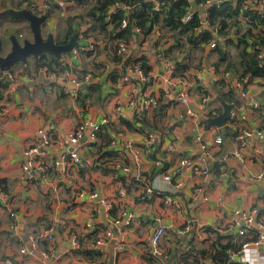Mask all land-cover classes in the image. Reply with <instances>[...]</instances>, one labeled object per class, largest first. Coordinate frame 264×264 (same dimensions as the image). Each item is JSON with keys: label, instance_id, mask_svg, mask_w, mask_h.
I'll return each mask as SVG.
<instances>
[{"label": "crops", "instance_id": "obj_1", "mask_svg": "<svg viewBox=\"0 0 264 264\" xmlns=\"http://www.w3.org/2000/svg\"><path fill=\"white\" fill-rule=\"evenodd\" d=\"M238 1L249 6L247 0ZM54 2L61 8L62 18L71 6L63 7L60 0ZM25 4L29 3L0 0V12L21 9ZM30 5L46 13V0H32ZM241 20L251 23L247 18ZM55 25L53 16L47 18L42 25L44 36L52 33L55 38ZM26 29L22 21H0V39L5 41L7 50L10 31L20 42L32 40ZM230 31L231 38H236L235 31ZM252 32L261 34L264 27L253 28ZM149 39L140 44L111 43L114 49L127 52L123 60L130 53L132 60H146L150 70L143 82L132 65L113 85L109 72L118 66L103 50L92 54L82 49L76 56H62L61 64L69 70L63 73L76 77V72L87 70L97 76L94 82H102L106 99L100 106L81 108L77 95L62 93L59 84L28 87L29 81L38 80L45 73L44 69H35V59L9 73L11 85L0 86V190L6 196L5 202L0 201V264H7V260L16 264H156L150 238L158 225L165 227L159 248L166 255L167 264H216L213 258H220L219 246L255 237L253 230L245 236H239L238 231L243 226L242 211L254 209L255 220L264 222V177L256 179L264 172L258 155V151L264 150V78L249 81L246 77L239 81L230 72L216 74L213 65L217 58L207 46L190 56L185 49L187 52L184 50L179 59L185 58L187 65L181 76L190 84L192 100L188 108L194 116L188 115L186 107L175 102V92L170 87L171 80L178 76L165 70L173 63L159 60ZM78 41L79 47L94 42L93 38ZM95 65H104V69L98 73ZM225 73L229 80L224 78ZM4 75L0 74V79ZM44 80L51 79L45 75ZM202 97H207L205 105H201ZM217 98L239 105L225 126L208 127L204 120L210 112H221ZM147 100H153L154 107L146 105ZM119 105L122 112L117 116L115 108ZM135 118L145 119L150 130L129 129L128 126H136ZM91 125H102L93 142L87 140ZM78 126L84 127L79 149L82 166L68 163L63 171L54 168L52 162L71 150L58 145L57 140ZM244 132L251 136L238 141L237 137ZM118 136L123 137L119 142L130 141L132 147L125 151L120 150L118 143L109 147L108 141L111 143ZM218 136L221 143L215 145L213 141ZM43 137L50 138L52 144L39 148L37 155H28L29 149L37 147ZM201 145L206 146L205 163L210 172L195 176L191 168H186L181 176L172 175V182L181 185L175 194L158 174L151 184L156 181L160 193L148 199L144 188L150 184L148 177L152 171L166 165L162 173H171L183 158L199 163L204 155ZM237 149L239 157L233 154ZM37 160H44L48 166L46 175L37 172ZM118 160L130 167V173L111 168ZM156 162L160 166L155 167ZM102 201L111 203L109 212L101 209ZM190 224V230L183 232ZM50 228L54 230V243L43 242L33 248L29 236ZM71 234L78 236V250L69 248ZM98 238L105 240V244L96 254L93 247ZM22 246L27 249L24 255L19 253ZM231 252L235 253L234 261L226 264H264V243Z\"/></svg>", "mask_w": 264, "mask_h": 264}, {"label": "trees", "instance_id": "obj_2", "mask_svg": "<svg viewBox=\"0 0 264 264\" xmlns=\"http://www.w3.org/2000/svg\"><path fill=\"white\" fill-rule=\"evenodd\" d=\"M60 1L66 5L69 4L71 6L69 10L76 13L67 16L64 28L58 31L54 38L55 43L64 44L75 33L78 35V39L80 38L81 40L93 38V43L97 44V50L92 52V54H99L103 50L107 53L108 59L118 66L109 72L108 79L113 85L126 74L127 66L138 67L143 71L145 78L150 67L143 57L132 60V53L128 55L126 60H123L122 57L127 52L118 53V49H114L111 43L123 42L130 45L135 41L136 44H140L147 40L154 28L163 30L169 36V39L172 40V44L167 48L164 43L160 41L154 43L151 38L149 39L159 60L164 59L166 62L173 63V74L178 76V78L182 77L181 74L187 69L185 58L180 60L179 55L185 53V49H188L190 56V53L195 50H201L202 46H207L212 41L216 42L215 47L210 50V54L215 55L217 58L213 65L216 74H220V71L221 73L230 72L239 81L246 77L249 78V81L254 78H264V59L258 58L259 54L264 53V32L261 34H253L252 32L253 28L264 27V12L245 10L241 1L219 0L220 4L212 3L207 5L204 13H193L191 20L186 23H182L181 18L190 9L188 0H158L162 3L160 13L152 12L153 2L150 0ZM195 1L197 4L205 3V0ZM27 2L30 4L32 0ZM116 5H119L117 11L110 13V9ZM46 6L45 14L47 18H51L56 10L60 11L61 9L54 0H46ZM123 6L131 8L126 11L122 9ZM241 18H247L251 23L244 24ZM123 19H127L125 28H121ZM203 21L208 24L206 28L203 27ZM11 22L18 23L21 21L11 20ZM83 27L85 28L84 31H82ZM216 27H218V33L214 34L213 31ZM135 28L139 32H135ZM198 28L202 29L201 33L197 32ZM231 29L235 31L236 38L234 39L230 36ZM117 47L118 45H116ZM34 61L35 69L38 71L46 69L57 76L69 71L66 65L61 64L60 60L46 54H41ZM22 66L26 67L27 65ZM103 66L95 65V70L99 73L104 69ZM220 66L224 68L220 69ZM12 72L15 71L12 70ZM86 74H91L92 78H97L93 72H88L87 70L76 72V79L82 84H86L84 90H77L76 102L81 108L100 106L106 99L102 95L103 84L101 81L94 82L93 80L87 83L84 82L83 78ZM51 86L56 85L52 84ZM58 88L61 89L62 93L66 90L62 86ZM135 121L136 126H128L129 129L136 132L150 130L151 126L145 119L141 118L138 120L135 118ZM99 133L100 131L97 135ZM108 142L110 143V141ZM166 167V165H163L162 168H156L152 171L151 176L148 177L150 184L156 175L166 170ZM245 242L247 240H243L238 244L228 243L225 246H219L220 258H213V261L216 264H226L227 252L241 250Z\"/></svg>", "mask_w": 264, "mask_h": 264}, {"label": "built area", "instance_id": "obj_3", "mask_svg": "<svg viewBox=\"0 0 264 264\" xmlns=\"http://www.w3.org/2000/svg\"><path fill=\"white\" fill-rule=\"evenodd\" d=\"M150 1L153 2L152 12L160 13L161 8H162V3L159 2L158 0H150ZM247 2L249 3V6H243V9L249 10L251 12H259V13L264 12V0H247ZM189 3H190V1H189ZM212 3L220 4V1L219 0H205V3H201V4H197V2H196V4L198 6L204 7V8H206L207 5H211ZM25 5L26 6L23 8H27L37 15L42 14V11H43L42 9L36 10L35 8H33L34 6H31L30 4H25ZM117 7H119V5L113 6L109 12L115 13L117 11ZM130 8L131 7H128V6L122 7V9H124L126 11L129 10ZM195 12H198V11L194 10L190 4V9L181 18V22L186 23L189 20H191L192 15ZM126 26H127V19H123L121 21V28H125ZM207 26H208L207 22L203 21V27L206 28ZM135 32H139V30L137 28H135ZM197 32L201 33L202 29L198 28ZM213 33L214 34L218 33V27H216V29H214ZM150 36H149V38H151L154 41V43L157 41H160V42L164 43V46L167 48L172 44V40L169 39V36L166 33H164L163 30H159L158 28H154V31L152 32V34ZM79 40H80V38H79ZM215 45H216V42L212 41L207 45V47L209 48V50H211L215 47ZM96 46H97L96 43H90L87 46L74 49L72 51V53L76 56L79 54V52L82 49H84L83 51L94 52L97 50ZM119 52L120 51H118V53ZM258 58L262 59V53L258 55ZM165 70L169 74H173V72H174L173 64H168L165 67ZM134 71L136 72V74L139 77L141 82L145 81V75L141 69H139L138 67H135ZM43 72H45L42 75L44 78H45V75H46L47 79L57 78L62 83L69 84L75 88H79L82 85V83L79 82L76 79V77H74L70 74L62 73L61 75L57 76L54 73L48 72L46 69H44ZM224 78L229 80V74L225 73ZM83 80L86 83L92 81L93 80L92 75L86 74L84 76ZM170 87L175 92V95H174L175 102L179 105L185 106L186 107V113L188 115L194 116L191 109L188 108V105H190L191 100H192L189 82L182 77H180V78L176 77V78L171 80ZM64 91H65V94L72 95L73 97L76 96V92H71L67 89ZM206 101H207V97H202L201 98V103H202L201 105H205ZM146 105L154 107V101L153 100H147ZM121 112H122V106L119 105L118 107L115 108V113L117 116H119L121 114ZM216 115L217 114L214 111L210 112V114H209L210 117H213ZM101 127H102V125H91L90 126L91 130L87 135V140L89 142H93L94 140H96L97 133L100 131ZM83 133H84V127L78 126L73 132L69 133L66 137L61 138L60 140L59 139L57 140L58 145L64 147L65 149L71 147V150H69L65 155L61 156L59 160H54L52 162V166L54 168L63 171L66 169V166L68 163H69V165L73 164V165H76L78 167L82 166V161L80 160V157H79V152H80L79 149H80V141H81V139H83ZM250 136H251L250 133L244 132L243 134H241L237 137V140L240 142H243L244 138L250 137ZM122 138L123 137L118 136L116 138V140L109 143V147L114 148L118 143L120 150L125 151V150L131 148L132 142L127 141V140L122 141V142L118 141ZM197 140L200 141V138L198 137ZM213 142L215 145H219L221 143V137L220 136L216 137ZM51 144H52V141L50 138L43 137L41 143L37 147L29 149L27 154L28 155H37L39 148L48 147ZM201 149L204 151L203 152L204 155L199 160V163H195L193 160H191L189 158H183L182 160H180L178 166L171 173L165 172V173L160 174V176H162L163 183L166 184L167 186H170V188L172 189L171 190L172 194H175L177 192V190H179V188L181 187L180 183H173L172 182V175H175L177 177L181 176L184 173V170H186V168H191V172L195 176L206 175L210 172L209 166L205 163V160L207 158V156L205 154L206 146L201 145ZM238 150L239 149H237L233 152V154L236 157L240 156V152H238ZM258 155H259L261 165L264 169V150L258 151ZM41 156H43V154H41ZM34 164H35V168H36L37 172H39V174L46 175L47 170H48V166L45 165L44 160H37ZM154 164H155V167L160 166L159 162H156ZM111 168L113 170H119V171L123 172V174L130 173V167L127 166L125 163H123L122 160H118L117 162L112 163ZM23 170L26 172L29 171L28 167H23ZM263 177H264V172H261L260 174H258L256 176V179L260 180ZM30 178H31V176H30ZM156 185H157V182L154 181L153 184H149V186L144 188V193L147 195L148 199L154 193H160L159 189ZM124 193H125V190L124 189L121 190L120 196L121 197L124 196ZM5 198H6V196L4 195L3 191L0 190V201L5 202L6 201ZM166 202H168V200H166ZM101 209H103V211L105 213L109 212L111 210V203L108 201H102L101 202ZM240 215H241V218L243 220V226L238 231V235L239 236H245L246 233L250 230H253L255 232V237L252 240H248L247 242H245L242 245L241 250H243L244 248H247L249 245H252V244L255 246H258V245L264 243V222H257L255 220L256 211L254 209L253 210H246V211H242ZM86 226L90 227V224L87 223ZM190 226H191V224L186 225L183 228V232H188L190 230ZM12 228H13V226H12ZM164 234H165V227L158 225L153 230V234L150 238L151 254L154 255L155 257H157L156 264H167V257L164 254V252L161 251L159 248L160 240L164 236ZM28 242L30 243V245L33 248L39 247L40 244L43 242L48 243V244H53L54 243V230H53V228L40 230L37 232V234H35L33 236H29ZM104 244H105V240H103L102 238H98L96 240L94 247H93L95 249L96 254L99 253V249H101ZM69 248H70V250H78L80 248V242H79L77 235L71 234V236H70V247ZM19 253L21 255H24L27 253V249L24 246H22L19 250ZM234 254L235 253H233L231 251L227 252L228 263H232L234 261L233 260ZM6 263L7 264H16L15 262H13L11 260H7Z\"/></svg>", "mask_w": 264, "mask_h": 264}, {"label": "water", "instance_id": "obj_4", "mask_svg": "<svg viewBox=\"0 0 264 264\" xmlns=\"http://www.w3.org/2000/svg\"><path fill=\"white\" fill-rule=\"evenodd\" d=\"M192 8L200 13H204L205 8L196 4L195 0H189ZM19 20L25 23L30 31L32 40L24 39L22 42L15 36V32H8L9 49L5 46V41L0 39V73L5 74L0 79V86L11 85V80L8 78L9 73L19 64L27 65L28 61L37 59L41 54H46L62 62L63 55H69L74 49L79 48L78 35L75 33L64 44H56L52 33H47L44 36L42 25L47 20L46 14L37 15L27 8L21 9H6L0 12V21L3 20ZM48 84L64 85L72 90H84L86 84H82L79 88H75L69 84L60 82L57 78L50 81L44 80L41 76L38 80H32L27 83L28 87ZM221 105L220 114L206 118L204 120L208 127L214 126L221 128L231 119L232 111L238 107V102L227 104L222 99L217 98Z\"/></svg>", "mask_w": 264, "mask_h": 264}, {"label": "rangeland", "instance_id": "obj_5", "mask_svg": "<svg viewBox=\"0 0 264 264\" xmlns=\"http://www.w3.org/2000/svg\"><path fill=\"white\" fill-rule=\"evenodd\" d=\"M26 1H29V0H26ZM69 5V4H68ZM68 5H66L65 3L63 4V7H67ZM69 9V7L67 8V10H65L63 13H62V18H60L59 17V15H60V13H61V10L60 11H58V10H56L55 11V13H54V15H53V18H54V20L56 21V25H55V28H56V31H55V34L57 35V33H58V31H61L63 28H64V22H65V20H66V18H67V16H70V15H72V14H74V13H76L75 11L73 12V11H71V10H68ZM67 13H68V15H67ZM67 15V16H66ZM66 16V18H64ZM64 18V19H63ZM23 30H24V27H23ZM27 30V34H30V31H29V29H26ZM25 31V30H24ZM29 36V35H28ZM30 37H31V34H30ZM31 60V62L33 61V59H30ZM21 65V64H20ZM19 64L16 66V67H18V66H20Z\"/></svg>", "mask_w": 264, "mask_h": 264}, {"label": "clouds", "instance_id": "obj_6", "mask_svg": "<svg viewBox=\"0 0 264 264\" xmlns=\"http://www.w3.org/2000/svg\"><path fill=\"white\" fill-rule=\"evenodd\" d=\"M1 74H3V73H1Z\"/></svg>", "mask_w": 264, "mask_h": 264}]
</instances>
